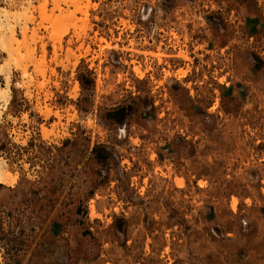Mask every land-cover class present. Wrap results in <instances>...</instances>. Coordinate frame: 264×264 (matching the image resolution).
Instances as JSON below:
<instances>
[{
	"label": "rangeland",
	"instance_id": "obj_1",
	"mask_svg": "<svg viewBox=\"0 0 264 264\" xmlns=\"http://www.w3.org/2000/svg\"><path fill=\"white\" fill-rule=\"evenodd\" d=\"M0 7L27 9L0 104V264H264V87L229 83L225 10Z\"/></svg>",
	"mask_w": 264,
	"mask_h": 264
},
{
	"label": "crops",
	"instance_id": "obj_2",
	"mask_svg": "<svg viewBox=\"0 0 264 264\" xmlns=\"http://www.w3.org/2000/svg\"><path fill=\"white\" fill-rule=\"evenodd\" d=\"M225 10L214 38L219 49L231 50L234 67L229 83L245 89L264 87V0H212ZM244 47H237L238 44ZM200 109L190 106L188 116L198 119Z\"/></svg>",
	"mask_w": 264,
	"mask_h": 264
},
{
	"label": "bare ground",
	"instance_id": "obj_3",
	"mask_svg": "<svg viewBox=\"0 0 264 264\" xmlns=\"http://www.w3.org/2000/svg\"><path fill=\"white\" fill-rule=\"evenodd\" d=\"M30 4V3H29ZM45 4L40 6L42 10ZM29 10V9H28ZM26 11H10L7 8L0 7V48L2 52L6 54L4 60L0 63V73L5 75V85L0 87V104L7 103V98L9 96V70L12 63L18 61V52H16L20 44H24L26 41L25 28L23 29V39L20 41L15 36L14 27L12 22L22 23V19L26 20ZM64 16V15H63ZM67 18V17H66ZM65 26V25H64ZM58 28V27H57ZM60 28V27H59ZM62 28V26H61ZM66 28V27H65ZM66 30L63 28L57 34V39ZM60 39V38H59ZM20 48V47H19ZM185 55V53H183ZM17 64V63H16ZM25 70V69H23ZM138 71V69H136ZM140 71V70H139ZM24 72V71H23ZM3 162L0 160V178L8 179V175L3 173Z\"/></svg>",
	"mask_w": 264,
	"mask_h": 264
},
{
	"label": "built area",
	"instance_id": "obj_4",
	"mask_svg": "<svg viewBox=\"0 0 264 264\" xmlns=\"http://www.w3.org/2000/svg\"><path fill=\"white\" fill-rule=\"evenodd\" d=\"M1 108V107H0Z\"/></svg>",
	"mask_w": 264,
	"mask_h": 264
}]
</instances>
